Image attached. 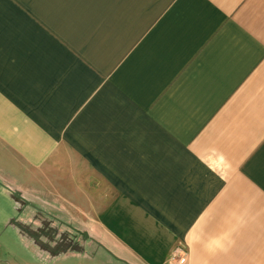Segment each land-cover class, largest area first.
<instances>
[{"label": "crops", "instance_id": "obj_1", "mask_svg": "<svg viewBox=\"0 0 264 264\" xmlns=\"http://www.w3.org/2000/svg\"><path fill=\"white\" fill-rule=\"evenodd\" d=\"M0 190L104 237L54 262L264 264V0H0Z\"/></svg>", "mask_w": 264, "mask_h": 264}, {"label": "rangeland", "instance_id": "obj_2", "mask_svg": "<svg viewBox=\"0 0 264 264\" xmlns=\"http://www.w3.org/2000/svg\"><path fill=\"white\" fill-rule=\"evenodd\" d=\"M31 204L36 206L35 209H31L30 207L33 206H30L22 210V205L16 201V198L8 197L0 190V264H89L85 259L54 262V259H50V255L39 247H34V243L22 236L11 225V221L12 218H15L32 228L43 227L48 232L57 231L51 242L57 241L64 234L69 241L77 245H89L91 242H88V236L104 244V237L90 233V221L76 218L78 214L73 213V204L59 199L36 196L31 200ZM77 231L85 234H77ZM81 235H83L82 238ZM85 248L88 252L97 249L96 247ZM101 255L103 257L98 264H122L107 252H103ZM169 264L172 263L169 262Z\"/></svg>", "mask_w": 264, "mask_h": 264}, {"label": "flooded vegetation", "instance_id": "obj_3", "mask_svg": "<svg viewBox=\"0 0 264 264\" xmlns=\"http://www.w3.org/2000/svg\"><path fill=\"white\" fill-rule=\"evenodd\" d=\"M16 201L21 203L22 210L25 207L33 206L31 207V209H35L34 207H36L34 205L28 206L27 203H25L24 201H20V199L18 198H16ZM11 225L15 227L20 232V234L24 236L27 240L34 243V247H39L44 252H46V254L50 256H56L58 254H62L64 251L68 249H75L80 247L79 244L77 245L76 243H72L71 241H69L64 234L61 235L57 239V241L51 242L54 240L57 231L48 232L47 229L43 227L32 228L26 224L19 222L18 219H13L11 221ZM82 236L83 235H81V238Z\"/></svg>", "mask_w": 264, "mask_h": 264}, {"label": "built area", "instance_id": "obj_4", "mask_svg": "<svg viewBox=\"0 0 264 264\" xmlns=\"http://www.w3.org/2000/svg\"><path fill=\"white\" fill-rule=\"evenodd\" d=\"M187 253L184 247H177L170 259V263L177 262L178 264H185L187 261Z\"/></svg>", "mask_w": 264, "mask_h": 264}, {"label": "water", "instance_id": "obj_5", "mask_svg": "<svg viewBox=\"0 0 264 264\" xmlns=\"http://www.w3.org/2000/svg\"><path fill=\"white\" fill-rule=\"evenodd\" d=\"M14 194V193H13ZM16 196L15 197H19L17 194H15ZM78 233H80V234H85V233H82V232H80V231H77Z\"/></svg>", "mask_w": 264, "mask_h": 264}]
</instances>
